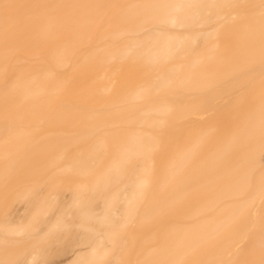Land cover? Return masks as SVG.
Listing matches in <instances>:
<instances>
[{"label": "bare ground", "instance_id": "1", "mask_svg": "<svg viewBox=\"0 0 264 264\" xmlns=\"http://www.w3.org/2000/svg\"><path fill=\"white\" fill-rule=\"evenodd\" d=\"M0 264H264V0H0Z\"/></svg>", "mask_w": 264, "mask_h": 264}]
</instances>
